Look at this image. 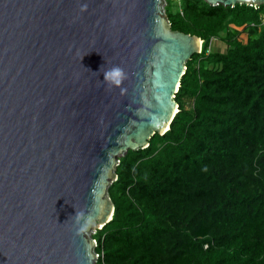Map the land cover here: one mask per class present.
I'll list each match as a JSON object with an SVG mask.
<instances>
[{
  "label": "water",
  "instance_id": "obj_1",
  "mask_svg": "<svg viewBox=\"0 0 264 264\" xmlns=\"http://www.w3.org/2000/svg\"><path fill=\"white\" fill-rule=\"evenodd\" d=\"M164 2L0 0V264H96L120 157L170 129L202 51Z\"/></svg>",
  "mask_w": 264,
  "mask_h": 264
},
{
  "label": "trees",
  "instance_id": "obj_2",
  "mask_svg": "<svg viewBox=\"0 0 264 264\" xmlns=\"http://www.w3.org/2000/svg\"><path fill=\"white\" fill-rule=\"evenodd\" d=\"M165 10L202 51L187 61L170 129L120 157L96 264H264V5Z\"/></svg>",
  "mask_w": 264,
  "mask_h": 264
},
{
  "label": "clouds",
  "instance_id": "obj_3",
  "mask_svg": "<svg viewBox=\"0 0 264 264\" xmlns=\"http://www.w3.org/2000/svg\"><path fill=\"white\" fill-rule=\"evenodd\" d=\"M87 5H81V9H85ZM125 78V73L123 69H121L119 66H114L111 69L105 71L103 73V79L106 81L111 82L114 85H120L121 81Z\"/></svg>",
  "mask_w": 264,
  "mask_h": 264
},
{
  "label": "rangeland",
  "instance_id": "obj_4",
  "mask_svg": "<svg viewBox=\"0 0 264 264\" xmlns=\"http://www.w3.org/2000/svg\"><path fill=\"white\" fill-rule=\"evenodd\" d=\"M176 1V0H175ZM167 5V0H165V2H164V7ZM241 38L243 39V40H246L247 39V35L245 34V33H242L241 34ZM212 48L213 49H218V50H225V48H226V45H225V43H223L222 41H220V40H216V41H214V43H213V45H212ZM92 234V232L90 233V235Z\"/></svg>",
  "mask_w": 264,
  "mask_h": 264
},
{
  "label": "built area",
  "instance_id": "obj_5",
  "mask_svg": "<svg viewBox=\"0 0 264 264\" xmlns=\"http://www.w3.org/2000/svg\"><path fill=\"white\" fill-rule=\"evenodd\" d=\"M98 229H100V228H96V229H94V230L92 231V234H91V235L93 236V234L96 233ZM95 239H96V238H95ZM97 245H98V241H97V239H96V246H97ZM99 257H100V254L97 252V259H98Z\"/></svg>",
  "mask_w": 264,
  "mask_h": 264
}]
</instances>
